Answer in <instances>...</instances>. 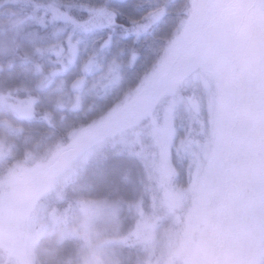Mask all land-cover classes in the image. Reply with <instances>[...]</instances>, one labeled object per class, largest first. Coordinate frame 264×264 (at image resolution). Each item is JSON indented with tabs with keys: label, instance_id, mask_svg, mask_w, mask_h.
Segmentation results:
<instances>
[{
	"label": "rangeland",
	"instance_id": "1",
	"mask_svg": "<svg viewBox=\"0 0 264 264\" xmlns=\"http://www.w3.org/2000/svg\"><path fill=\"white\" fill-rule=\"evenodd\" d=\"M209 1L195 0L191 4L190 13L183 24L184 32L177 37L172 48L173 52L177 51L176 60L168 70V73L176 72L179 65L185 63L188 66L196 62L192 56L197 45H202L204 50L212 48L210 59L204 62L206 66L209 65L207 75L203 73V67L198 66L197 77L193 78L195 86L198 85L196 88H200L197 97L187 101L163 88L165 91H161L168 92L166 97H152L147 105L146 114L153 123L150 137L159 149L158 161L151 166L159 197L148 189L143 168L147 152L96 156L89 167L68 184L55 189L49 187L44 193L36 207L37 223L48 221L58 203L65 200L68 205L42 239L32 235L25 252L21 236L17 235L15 239L0 234V264H7L5 260L9 261L20 252L23 254L20 261L15 259L13 263L10 260L9 264H49L53 248L64 241L71 242L72 247L66 251V259L60 264L212 263L213 256L208 250L213 242L218 244L212 238L220 212L216 197L206 216H201L204 210L198 206V200L203 189L201 186L204 185L203 174L215 166L219 154L226 155V146L232 144L233 147L237 139L246 137L259 110L257 108L264 104V0H225L227 6L223 8V19L219 24L209 26L207 36H212L211 42L203 44L196 35V29ZM58 9L52 1L46 4L38 0H0V52H12L16 43L24 40V54L28 57L35 54L32 64H36L39 58L42 67H51L50 73H57L53 69L54 62L67 59V63L73 64L75 77L71 81L70 78H61L54 85L48 100L53 103V110L69 109L76 100L89 103L90 107L97 106L99 100L105 102L112 92L118 91L116 89L121 79L119 51L113 48L97 55L93 42L96 36L91 35L92 30L96 29L95 23L67 22L61 18L63 15ZM234 15L241 22L227 21ZM49 25L52 26L49 39H39L33 28L43 29ZM226 30L233 32L236 39L230 44L235 49L232 63L229 64L232 69L220 55V46L225 40L222 33ZM195 36L199 37L198 40L192 41ZM44 52L48 55L44 56ZM63 70L64 67L60 68L58 73ZM229 71L232 72L234 86L228 77ZM149 84L146 81L145 85ZM145 85L138 88L137 94ZM23 88L18 93L19 100L14 109L18 115L28 118L37 111L33 98L24 96L30 87ZM238 94L242 103L238 114L234 112L233 115L229 109H232L233 99ZM196 107L206 117L200 133H205L206 139L211 135L212 146L203 142L200 147L196 141L198 135L190 138L189 120L191 111H195ZM126 116L127 110L121 105L108 115V122L118 117L123 120ZM259 120L254 132H258L254 140L256 156L264 151V118ZM67 125L72 127L71 123ZM229 128L235 133V142L229 141ZM5 154L0 152V159ZM204 160L207 164L203 169ZM98 165H108L116 170L119 181L105 193L96 196L90 191L87 179L90 170L93 171ZM63 167L43 169L26 193L33 194L46 187L52 176ZM7 179L12 183L11 180L15 178L9 176ZM192 191L194 193L189 195L188 200V194ZM184 208L189 210L184 211L182 222L179 212ZM191 216L196 221L192 222ZM248 220L257 221L249 217ZM250 227H257V224H251L248 229ZM234 238L228 256H233L234 251L238 255L243 254L249 245L246 239L236 241ZM251 243H254V247L247 250L240 264H264V243L257 250V242ZM51 260L53 262V258Z\"/></svg>",
	"mask_w": 264,
	"mask_h": 264
},
{
	"label": "trees",
	"instance_id": "2",
	"mask_svg": "<svg viewBox=\"0 0 264 264\" xmlns=\"http://www.w3.org/2000/svg\"><path fill=\"white\" fill-rule=\"evenodd\" d=\"M38 1L46 4L54 2L59 8L58 11L62 12L61 18L67 22L95 23L96 29L90 33L96 36L93 40L95 52L102 55L113 48L119 51L121 79L118 81V91L112 92L105 102L99 100V105L90 107L89 103L76 100L69 109L64 105L67 108H59L55 112L53 103L48 101L49 96L61 78H70L71 81L75 77L73 64L67 63V59L60 63L54 62L53 69L57 73H50L51 67H42L39 58L36 64H32V59L36 58L35 54H29V57L24 54V40L16 43L12 52H0V152L6 153L0 159V234L15 239L17 235L21 236L24 250L27 249L26 245L32 235L43 238L46 230L62 216L68 205L65 200L58 203L48 221L37 223L36 207L44 193L49 187L55 189L68 184L78 173L84 172L96 156L147 152L143 168L148 189L159 197L151 168L158 161L159 149L150 137L153 123L146 114L147 105L152 97H166L168 92L164 93L165 89L184 97L187 101L194 100L200 88H196L198 85L195 86L193 78L197 77L198 66L203 67L202 71L207 75L209 65L206 66L204 62L210 59L213 50H204L202 45H197L192 56L196 59V62L192 63L193 66H186L184 63L179 65L176 72L168 73L176 60L177 51L173 52L172 48L177 37L184 32L183 24L195 0ZM211 1L213 0L205 6L203 18L196 29V35L203 44L211 42L212 36H207L208 28L222 21L223 8L227 6L224 4L225 0H214L213 4ZM236 18L234 15L227 21L241 22ZM33 29L39 39L48 40L52 26ZM229 32L230 30H226L222 33L225 40L220 46V55L227 60L228 65L232 63L235 51L234 46L230 44L236 40L234 33ZM199 37L195 36L192 41H197ZM45 55L48 54L44 52ZM62 67L64 70L59 74L58 71ZM229 68L232 69L230 65ZM230 71L228 77L234 86ZM146 81L150 84L145 85ZM142 85H145L144 89L137 94ZM23 86L30 87L28 94L24 96L33 98L37 111L28 118L18 115L14 109L19 100L18 93L24 89ZM162 89L164 91H161ZM233 100V107L229 111L234 115V112L238 114L240 111L242 99L238 94ZM121 105L127 110L125 119L120 120L118 117L108 122V115ZM257 109L259 110L246 137L235 142V133L229 128V141L236 144L233 147L232 144L226 146V155L219 154L215 166L203 174L204 185L201 186L203 189L198 200V206L204 210L201 216H206L216 197V206L220 212L219 223L215 226L212 238L218 244L213 242L208 250L213 256L211 264H240V259L254 247L251 242H257L255 250L264 243V151L259 156L254 152V140L258 135V132H254L260 122L259 118H264V104ZM205 119L199 108L191 111L190 138L198 135L196 141L200 147L203 142L212 146L211 135L206 139L205 133H200ZM67 123H71L72 127ZM231 147L233 150L230 151ZM205 164L206 160L204 163L202 161L203 169ZM62 165L64 167L52 176L46 187L39 189L40 193H26L43 169ZM90 171L87 184L89 183L90 191L96 196L105 193L119 181V173L108 165H98ZM9 176L15 178L14 181L11 180L12 183L7 179ZM10 183L14 186L9 185ZM193 193L194 191L188 194V200L189 195ZM186 210L189 208L179 212L181 220ZM175 213H178V210H175ZM248 217L257 221H249ZM191 218L192 222L196 221L192 216ZM250 222L253 226L257 224V227L248 229ZM233 238L236 241H239V238L243 241L246 239L249 243L246 246L248 251L244 250L240 255L234 251L233 256H228L233 248ZM70 243L64 241L53 248L50 253L53 255V262L49 257V264H60L64 261L66 251L72 247ZM21 257L23 254L20 252L16 257L5 261L7 264L10 260L14 263L15 259L20 261Z\"/></svg>",
	"mask_w": 264,
	"mask_h": 264
}]
</instances>
